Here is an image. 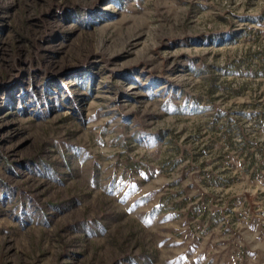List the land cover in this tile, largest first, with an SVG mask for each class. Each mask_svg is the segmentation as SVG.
Listing matches in <instances>:
<instances>
[{
	"label": "rangeland",
	"instance_id": "obj_1",
	"mask_svg": "<svg viewBox=\"0 0 264 264\" xmlns=\"http://www.w3.org/2000/svg\"><path fill=\"white\" fill-rule=\"evenodd\" d=\"M0 264H264V0H0Z\"/></svg>",
	"mask_w": 264,
	"mask_h": 264
}]
</instances>
